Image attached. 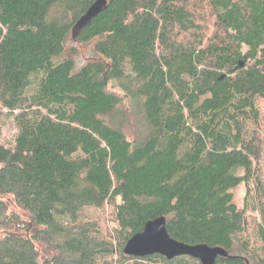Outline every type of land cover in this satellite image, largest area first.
<instances>
[{"label": "trees", "instance_id": "16d2710c", "mask_svg": "<svg viewBox=\"0 0 264 264\" xmlns=\"http://www.w3.org/2000/svg\"><path fill=\"white\" fill-rule=\"evenodd\" d=\"M95 1L0 0V115L17 126L0 264H202L125 253L161 216L223 247L215 264H264V0H108L74 39ZM71 39L94 42L80 68Z\"/></svg>", "mask_w": 264, "mask_h": 264}, {"label": "water", "instance_id": "95a60500", "mask_svg": "<svg viewBox=\"0 0 264 264\" xmlns=\"http://www.w3.org/2000/svg\"><path fill=\"white\" fill-rule=\"evenodd\" d=\"M108 4V0H96L87 12L80 17L72 29L75 39L82 29ZM124 251L128 255L143 257L160 253L168 259L180 255H191L201 260L202 264H215L218 256L227 255L220 246H210L205 243L188 244L173 238L166 227V218L157 217L146 223L141 232L135 233L126 243Z\"/></svg>", "mask_w": 264, "mask_h": 264}, {"label": "rangeland", "instance_id": "374dc122", "mask_svg": "<svg viewBox=\"0 0 264 264\" xmlns=\"http://www.w3.org/2000/svg\"><path fill=\"white\" fill-rule=\"evenodd\" d=\"M70 46H74L76 48V61H77V67H81L86 60H88L90 57L94 54V42H88L84 43L78 40L71 39ZM4 114L0 115V141L6 145H11L14 143L16 134H17V126L14 121V117L5 114L7 112L6 109H2ZM131 126L126 130L128 137L133 139L136 137V129H137V123L135 119L131 120ZM260 184L264 190V175L260 178ZM234 195H235V202L239 207H243L244 201H245V195H246V185L241 184L233 189ZM4 200L6 201L9 211L15 212L20 214L23 218H26L25 212L16 204L14 198L12 196H5ZM106 210L110 212V208L106 207ZM99 212L95 213V216L97 217ZM104 220V218H102ZM108 223L111 222V220H107ZM104 222V221H103ZM102 222V223H103ZM109 225V224H107ZM0 234H4V232H0Z\"/></svg>", "mask_w": 264, "mask_h": 264}]
</instances>
